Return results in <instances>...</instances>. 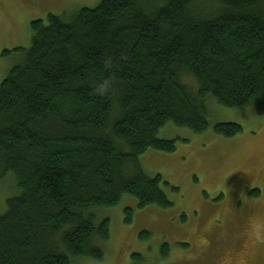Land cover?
Returning a JSON list of instances; mask_svg holds the SVG:
<instances>
[{"label": "trees", "instance_id": "trees-1", "mask_svg": "<svg viewBox=\"0 0 264 264\" xmlns=\"http://www.w3.org/2000/svg\"><path fill=\"white\" fill-rule=\"evenodd\" d=\"M199 1L102 0L31 21L30 46L4 51L22 54L0 84V186L14 192L0 264L101 260L104 209L124 197L138 210L172 207L170 186L140 163L148 150L176 151L159 137L166 124L205 133L208 100L264 118V0ZM212 130L232 139L242 127Z\"/></svg>", "mask_w": 264, "mask_h": 264}, {"label": "rangeland", "instance_id": "rangeland-1", "mask_svg": "<svg viewBox=\"0 0 264 264\" xmlns=\"http://www.w3.org/2000/svg\"><path fill=\"white\" fill-rule=\"evenodd\" d=\"M101 1L0 0V84L22 54L3 53L30 46L31 21L46 22L48 12L62 15L76 10V5L93 9ZM184 82L193 85L190 79ZM207 104L205 133L195 135L168 123L159 137L176 139V151L148 150L140 157L145 173L161 176L176 189L162 186L172 207L138 210L134 199L124 197L117 207L100 214L110 222L109 240L100 245L103 258L75 264H264V239L256 237L257 232L264 237V118L251 106L227 109L213 100ZM217 123L238 124L242 132L225 139L213 133ZM6 187L0 186V214L14 195ZM127 208L133 210L130 224L125 223ZM142 232L150 237L141 241ZM162 250L167 251L166 258Z\"/></svg>", "mask_w": 264, "mask_h": 264}, {"label": "clouds", "instance_id": "clouds-1", "mask_svg": "<svg viewBox=\"0 0 264 264\" xmlns=\"http://www.w3.org/2000/svg\"><path fill=\"white\" fill-rule=\"evenodd\" d=\"M106 91H107V87H106V82H105V85L104 86H100L96 89V92L97 94L99 95H104L106 94ZM256 237L257 239H264V237H261L260 234L257 232L256 233Z\"/></svg>", "mask_w": 264, "mask_h": 264}, {"label": "flooded vegetation", "instance_id": "flooded-vegetation-1", "mask_svg": "<svg viewBox=\"0 0 264 264\" xmlns=\"http://www.w3.org/2000/svg\"><path fill=\"white\" fill-rule=\"evenodd\" d=\"M75 5H76V4H75ZM77 7L80 8V6H77V5H76V8H77ZM63 9H64V8H62L61 11H62ZM72 10H74V8H73ZM69 11H70V10H69ZM63 12H68V11H63ZM63 12H62V13H63Z\"/></svg>", "mask_w": 264, "mask_h": 264}]
</instances>
